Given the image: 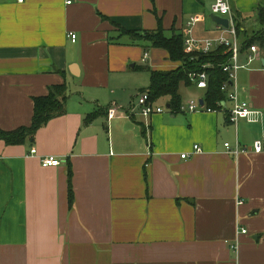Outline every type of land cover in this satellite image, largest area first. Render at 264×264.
Here are the masks:
<instances>
[{"label": "crops", "instance_id": "crops-1", "mask_svg": "<svg viewBox=\"0 0 264 264\" xmlns=\"http://www.w3.org/2000/svg\"><path fill=\"white\" fill-rule=\"evenodd\" d=\"M214 1L0 0V129L30 126L34 98L52 86L69 95L65 113L33 136L0 139V264H264V151L235 156L225 147L251 148L264 115L233 123L226 96L220 107L189 111L191 99L207 107L204 89L191 97L194 83L181 84L178 108L161 97L153 103L163 112L138 113L149 69L182 62L120 32L162 23L185 35L199 15L193 35L216 37ZM228 2L250 33L263 28L253 29L264 0ZM258 44L253 52L240 42L235 84L264 112ZM46 155L62 164L43 167Z\"/></svg>", "mask_w": 264, "mask_h": 264}, {"label": "trees", "instance_id": "trees-1", "mask_svg": "<svg viewBox=\"0 0 264 264\" xmlns=\"http://www.w3.org/2000/svg\"><path fill=\"white\" fill-rule=\"evenodd\" d=\"M258 20L263 28L260 31L249 33L238 18H236V28L239 39L242 40L243 47H250L259 42L264 46V8L261 7ZM121 35H127L134 41H147L152 47L163 48L169 53L173 61H181L182 66L172 70L150 71V86L143 91H148L150 100L153 102L161 97H168L171 108H178L181 103L179 92L181 84L192 85L189 76L192 71H206L208 73V87L204 90V101L207 107L217 108L222 106L225 93L221 87L229 80L228 72L224 71L223 65L230 61L232 51L228 46H219L214 50L203 53L185 51V35L176 30H171V35H167L166 29L159 24V27L151 30H128L120 28ZM69 95L67 86L55 85L50 88V92L45 96L34 98L35 109L32 124L22 126L13 131L0 129V139L7 144L21 143L28 136L44 126L50 119L65 113V103ZM69 175H72L70 169ZM70 201H73V191L70 185Z\"/></svg>", "mask_w": 264, "mask_h": 264}, {"label": "built area", "instance_id": "built-area-1", "mask_svg": "<svg viewBox=\"0 0 264 264\" xmlns=\"http://www.w3.org/2000/svg\"><path fill=\"white\" fill-rule=\"evenodd\" d=\"M23 1V0H20ZM67 3H72V0H67ZM213 14L220 16H227L229 19V26L222 28V33L216 37L197 38L193 35V28L201 20L199 15H192L188 21L187 29L185 30V51L187 53L203 52L208 53L219 46H228L232 51L230 61L223 65L224 71L228 72L229 80L224 82L221 89L225 93L226 99L230 102L228 109L230 120L233 123H237L240 119H246L249 122H259L262 120L264 112L260 109L255 108L250 101L239 98L238 86L235 84L237 78V71L243 67L239 64V53H240V42L236 28V19L232 11L231 5L228 0H215L212 4ZM232 36L229 37V35ZM72 39H76L75 33H70ZM253 52L258 51L256 45L250 46ZM148 54L146 53L145 56ZM250 61L254 59V55L250 56ZM192 82L197 88L206 89L208 87V73L206 71H192L189 74ZM138 113L149 117L153 113L163 112V108L156 106L150 100V94L148 91H143L138 95L137 98ZM117 108L113 107L110 109V116L113 117L116 114ZM189 111L197 110H211L212 108L202 105L198 99H191L187 105ZM225 147L228 152L237 156L243 153H261L264 151V133L258 139H256L251 148L249 146H241L237 143L234 147L230 142L225 143ZM202 149L200 145H194V152H200ZM37 149L33 148L31 154H37ZM187 153H183L182 157L186 158ZM41 165L43 167L59 166L62 164V160L55 155H46L41 157ZM242 233H246L247 229H243Z\"/></svg>", "mask_w": 264, "mask_h": 264}, {"label": "rangeland", "instance_id": "rangeland-1", "mask_svg": "<svg viewBox=\"0 0 264 264\" xmlns=\"http://www.w3.org/2000/svg\"><path fill=\"white\" fill-rule=\"evenodd\" d=\"M209 18H210V17H209ZM260 28H262V24H261L260 22H259V23H256V25L254 24V27H253L254 30H259ZM249 33H250V32H249ZM167 35H171V32H170V31H167ZM242 40H244V36H242V38H240V42H241ZM255 44H258V43H255ZM258 46H259V48L264 49V46H263V45L258 44ZM193 89L195 90V93L192 94L191 97H197V96H199V95L203 92L201 89H199V88H197V87H193Z\"/></svg>", "mask_w": 264, "mask_h": 264}, {"label": "water", "instance_id": "water-1", "mask_svg": "<svg viewBox=\"0 0 264 264\" xmlns=\"http://www.w3.org/2000/svg\"><path fill=\"white\" fill-rule=\"evenodd\" d=\"M212 19L218 23L219 25H222L224 27L229 26V19L227 17H223L220 15L212 14ZM200 103L203 104V99L200 100ZM170 107V105H168Z\"/></svg>", "mask_w": 264, "mask_h": 264}]
</instances>
